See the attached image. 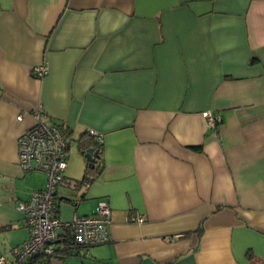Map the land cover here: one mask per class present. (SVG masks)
Here are the masks:
<instances>
[{"label":"crops","instance_id":"obj_1","mask_svg":"<svg viewBox=\"0 0 264 264\" xmlns=\"http://www.w3.org/2000/svg\"><path fill=\"white\" fill-rule=\"evenodd\" d=\"M40 108L69 136L57 196L82 197L60 219L111 211L107 243L47 264H264V0H0L7 258L29 237L18 202L46 186L16 153ZM89 130L101 160L84 192Z\"/></svg>","mask_w":264,"mask_h":264},{"label":"built area","instance_id":"obj_2","mask_svg":"<svg viewBox=\"0 0 264 264\" xmlns=\"http://www.w3.org/2000/svg\"><path fill=\"white\" fill-rule=\"evenodd\" d=\"M34 73L42 76L44 68H35ZM42 109L32 114L33 125L22 132L16 140L17 161L24 173L39 172L46 177L43 190L30 193L25 201H19L17 209L22 216L24 226L29 232L27 241L11 250V258L0 256V264H47L46 259L67 251L81 254L83 249L103 245L108 242V226L111 211L105 202H99L94 213L89 216L73 215L68 221L59 217V205L65 200L57 196V189L64 182L67 168L69 136L63 126L46 123L41 118ZM208 127L216 131L221 124L219 115L205 113ZM20 114L16 120L21 121ZM87 135L102 145V137L92 130ZM95 162V161H94ZM80 187L85 192L88 182ZM82 201L81 196L68 201L75 210ZM140 223L143 218H134Z\"/></svg>","mask_w":264,"mask_h":264},{"label":"trees","instance_id":"obj_3","mask_svg":"<svg viewBox=\"0 0 264 264\" xmlns=\"http://www.w3.org/2000/svg\"><path fill=\"white\" fill-rule=\"evenodd\" d=\"M85 139L86 142L84 143L85 145H82V143H80L81 141H83L82 139H80L78 148L80 151H82V153L87 150V149H92V155L95 159V162L93 164V166L91 167V165L87 164L85 171H84V176L82 178V181L76 183L77 186H80V184L82 182H88L91 181L99 172L100 169V160H101V146H99L92 137L88 136L87 134H85ZM93 142V143H92ZM92 144L95 145L92 147ZM66 256H72L73 253L70 252H66L65 253Z\"/></svg>","mask_w":264,"mask_h":264},{"label":"water","instance_id":"obj_4","mask_svg":"<svg viewBox=\"0 0 264 264\" xmlns=\"http://www.w3.org/2000/svg\"><path fill=\"white\" fill-rule=\"evenodd\" d=\"M92 152H93L92 149H87V150H85V151L82 153L84 159L86 160V162H87L89 165H91V167L93 166L94 161H95V159H94V157H93V155H92ZM62 199L65 200V201H71L70 198H68L67 200H66L65 198H62Z\"/></svg>","mask_w":264,"mask_h":264},{"label":"rangeland","instance_id":"obj_5","mask_svg":"<svg viewBox=\"0 0 264 264\" xmlns=\"http://www.w3.org/2000/svg\"><path fill=\"white\" fill-rule=\"evenodd\" d=\"M71 144L72 145H71V150L70 151L72 152V151H74L75 143L73 142ZM61 215L62 216H66L67 215L65 206H61Z\"/></svg>","mask_w":264,"mask_h":264}]
</instances>
